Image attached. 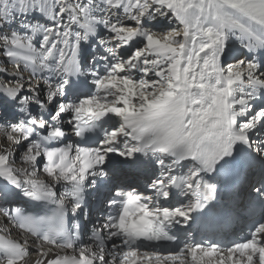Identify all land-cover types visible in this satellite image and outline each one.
<instances>
[{
  "label": "snow or ice",
  "instance_id": "6c2138e0",
  "mask_svg": "<svg viewBox=\"0 0 264 264\" xmlns=\"http://www.w3.org/2000/svg\"><path fill=\"white\" fill-rule=\"evenodd\" d=\"M5 189L0 264H264V0H0Z\"/></svg>",
  "mask_w": 264,
  "mask_h": 264
},
{
  "label": "bare ground",
  "instance_id": "6f19581e",
  "mask_svg": "<svg viewBox=\"0 0 264 264\" xmlns=\"http://www.w3.org/2000/svg\"><path fill=\"white\" fill-rule=\"evenodd\" d=\"M235 50V49H234ZM228 59L232 58V56H228L227 57ZM73 140L75 138H72ZM246 191H243V194L245 193ZM241 193V191H240ZM19 194H16V193H12V192H8L6 189L0 193V204H9V203H12V204H17V199L16 196H18ZM3 221L0 220V224H2ZM15 232H13L12 236L9 237V238H15Z\"/></svg>",
  "mask_w": 264,
  "mask_h": 264
},
{
  "label": "rangeland",
  "instance_id": "374dc122",
  "mask_svg": "<svg viewBox=\"0 0 264 264\" xmlns=\"http://www.w3.org/2000/svg\"><path fill=\"white\" fill-rule=\"evenodd\" d=\"M228 59V58H227ZM232 58H230L229 60H231Z\"/></svg>",
  "mask_w": 264,
  "mask_h": 264
}]
</instances>
